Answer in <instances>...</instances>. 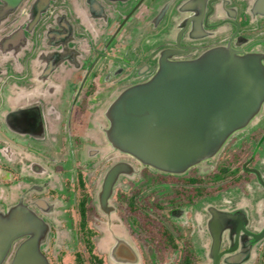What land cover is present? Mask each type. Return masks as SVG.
Returning a JSON list of instances; mask_svg holds the SVG:
<instances>
[{"label": "flooded vegetation", "instance_id": "flooded-vegetation-1", "mask_svg": "<svg viewBox=\"0 0 264 264\" xmlns=\"http://www.w3.org/2000/svg\"><path fill=\"white\" fill-rule=\"evenodd\" d=\"M34 1L24 0L1 25L0 37L26 28L34 15L28 8L25 16L23 4ZM68 1L63 5L73 18ZM97 1L114 15L110 31L100 34L95 45L98 60L91 59L71 78L68 70L58 68L48 76L72 93L64 98V108L58 105L60 100L53 106L42 91L52 92L53 85L42 84L41 127L23 119L8 124L9 115L38 107L27 99L23 102L28 95L22 89L28 84L20 73L23 68L9 70L2 62L9 52L0 46V219L16 208L21 227L23 213L34 216L40 223L31 229L41 231L38 250L46 264H264V124L234 134L214 159L178 175L113 152L102 155L97 144L88 142L86 131H80L82 105L89 95L95 98L97 84L117 86L124 76L113 73L126 67L129 74L133 63L137 71L143 66L154 71L161 50L178 51L172 60L192 59L228 43L237 51L264 52V17L248 13L254 0H228L226 6L234 8L233 13L221 10V1L207 2L191 22L194 27L189 23L184 31L182 23L191 14L180 11L183 0ZM82 3L77 9L86 13ZM55 5L48 6L41 25L51 26L61 7ZM164 7V15L154 23ZM194 35L201 36L193 39ZM15 42L20 46L22 40L17 36ZM30 92L39 95L37 88ZM26 132L28 139L22 136ZM102 156L109 157L107 165L100 163ZM118 162L128 163L132 170L118 176L102 206L104 176ZM88 185L91 192L86 191ZM30 236H17L0 264H11ZM33 259L26 255L25 264H33Z\"/></svg>", "mask_w": 264, "mask_h": 264}, {"label": "water", "instance_id": "water-1", "mask_svg": "<svg viewBox=\"0 0 264 264\" xmlns=\"http://www.w3.org/2000/svg\"><path fill=\"white\" fill-rule=\"evenodd\" d=\"M78 1L79 5L83 4L82 0ZM106 1L120 4L127 2ZM216 1L222 2L221 10L226 13L235 11L234 8L226 6L228 0H183L179 5L180 11L191 15L187 18L188 21L182 23V31L187 29L189 23L192 28L191 22L204 11L207 2ZM23 2L24 0H0V27L16 14ZM55 2L56 0H35L33 5L30 2L23 4L24 15L27 16L25 9L29 8L34 17H30L31 21L27 20L25 29H12L0 37V46L3 44L2 49L7 50L5 53L15 47L21 49L27 45L35 29L42 26V16L47 14L48 6ZM83 2L89 18L96 17L105 21L108 17L114 18L113 13L110 15L106 12V8L97 0ZM251 4L248 13L264 17V0H254ZM208 8L210 12L213 11L209 5ZM165 10L166 7L162 8L154 23L162 18ZM56 16L53 21H56L59 30L43 25L46 30L45 37L55 43L62 41L61 51L65 48L64 52H71L70 67L66 69L70 72L73 71L70 70L71 67H80L84 58L90 54L87 53L89 42L87 45L86 41L78 40L81 35L74 28L77 19L73 18L71 25L62 11ZM230 17L233 19L235 15ZM98 34L91 32L85 35L93 39L91 43L95 52V45L100 37ZM17 36L19 41L22 40L20 46L15 42ZM199 36L201 35H194L192 38ZM178 53L171 49L161 50L157 55L154 71H147V66L137 71L133 63L134 69L127 76L142 78L141 81L120 89L116 87L111 91L110 99L104 104L105 109L100 115L102 121L106 122V126H102L99 131L105 152L122 155L158 172L178 175L214 159L231 136L256 125L260 112L264 114V52L237 51L228 43L226 46L210 48L192 59L172 60ZM55 55L51 56L50 61L47 59L42 79L48 78L53 71L58 73L57 68L60 69L59 72H64L62 60H67L66 57ZM16 119L28 120L30 125L37 124L39 127L42 124L39 107L31 111L23 110L18 116L16 113L9 115L8 124L13 126ZM131 170L132 167L125 162H118L110 167L99 192L102 206H105L111 195L118 176ZM17 216L15 208L6 218L0 219V261L17 236L30 234V238L22 250L15 254L11 264L27 263L26 255L34 257L33 264H46L38 250L41 231L31 229L40 222L34 216L23 213L24 221L20 227ZM217 246L216 240L215 249Z\"/></svg>", "mask_w": 264, "mask_h": 264}, {"label": "rangeland", "instance_id": "rangeland-1", "mask_svg": "<svg viewBox=\"0 0 264 264\" xmlns=\"http://www.w3.org/2000/svg\"><path fill=\"white\" fill-rule=\"evenodd\" d=\"M57 2H55L56 3L55 6H57V4H58V6L61 5V7L59 8L60 11H62L63 16L67 15V8L63 5L65 3V0H59V2L58 3ZM67 5H69V8L74 9L75 13H73V18L77 19L74 28H75L76 31L80 32L81 36L78 37L76 35V37L79 38L78 40L80 42L86 41L85 43H87V45H88V42H89V46H88L89 50L87 51V53L88 54L90 53L88 56H86L84 58L85 60L81 64V66L85 65L84 67H81V66L79 67L77 65L74 66V67H71L70 70H73V71H70L69 72V76H68L69 78H71L74 75V73L81 74L82 70L84 68L86 69V65L89 62H91V59H93L94 62H96L98 60L96 58L97 57V52H95V50L93 48V44L91 43L93 41V39L91 37L89 38L88 36L85 37L86 33H91V32L92 33L93 32L97 33L98 31H100L99 34H98V35H100V34H103V33L107 32V31H110V29H111V27L113 25V19L109 18L108 21H105V20H102V19L96 18V17H92V18L90 17L89 18V16L86 13L80 12L81 10L77 9L78 6H79L78 0H69ZM73 18L70 17L69 15H67L68 24L72 25ZM50 27H52V29L54 28L56 30H59V27L56 26V21H52ZM45 31L46 30H45V27L43 25L37 27L35 29L33 35H31L29 37L30 39L28 40L27 45L25 47H22L21 49L17 48V50H16V51H18L17 53L13 52L15 49L10 51L9 54L6 55V57H5L6 60H4V57H3L2 62H4L5 65L9 67V70L13 71V73L15 71H18V67L21 66L23 68V71L20 72V73L23 75V77H26V82L25 83H28L27 85L32 86V88L33 87L37 88V93H39V95H37V96L36 95L35 96L34 95L33 96L27 95L25 97V99H23L24 100L23 102H25V100L27 99V101H29L32 104H35L37 107H39L40 110L41 109L43 110L44 107H42L41 101L45 102V99L43 97H40L41 95L43 96V94L40 93L41 90L43 89L41 86H42V84L45 85L46 87L53 85L52 87L54 89H53L52 92L49 90V92L46 93V88L42 90V91L45 90L44 91L45 92L44 96H46L47 100H52L51 102L54 104L53 106H55L58 103V101L60 100L58 105L61 106L62 108H64V103L68 99L67 96L70 93H72V92H70V91H72V89H70L68 87L67 88L65 87L64 90H63V89H61L59 87L60 85L57 84V82L52 80V78H47L46 77L45 78L46 80H44V79L41 78V75H43L45 73L44 69L46 67L47 59H48V61H50L52 59L51 56L54 55V54L59 55V56H61V55L65 56L67 60H65L64 58L62 60V62L64 63L63 64L64 65V71L67 68H69L70 67L69 63L71 62V58H72L71 57V52L69 50L64 52L65 48L63 49V52H62L61 51L62 50L61 46H63V42L62 41H59L58 43H55L54 41L51 42L52 39L48 40L45 37ZM91 36L94 38L93 34H91ZM137 41H139V40H136V44L138 43ZM59 56H58V58H59ZM98 56H99V54H98ZM77 62L79 63V60H77ZM142 62H144V59L142 60ZM118 65L122 66V64H118ZM119 66L116 65V67H119ZM79 68H80V70H79ZM127 71L128 70H126V67H125L122 70H118V71L113 73V75L115 77H120L121 78V77L124 76L119 81L117 86H115V87H113V84L115 85V83L110 84L111 82L108 83L110 85L103 84V83L100 84V85L97 84V87L95 88V91H96L95 98H93V99L90 98L89 94L94 92V87L90 88L89 89L90 93L87 94V95H89V97L86 98L87 101H85V103H83V105H82V111H84L85 117L83 118L84 124L82 123V126H81L82 129L80 131H86L85 135L87 136L88 142L89 143L91 142L94 145L97 144V146H99L98 148H101V154L102 155H103V153H107L108 152V151L105 152L106 149H105V147L103 145L101 136L99 135V131H101V127L102 126H106V122L102 121V118L100 117V115L102 114V112L105 109V106H104V104H105L104 102H106L105 101V97L108 95V93L112 89H115L116 87H118V89H120V88L128 86V85H130V84L142 79V78H139V77L138 78L129 77L127 79L126 78V77H128L127 76L128 73H126ZM27 73H28V75H27ZM108 76H110V75H108ZM54 79H55V77H54ZM48 81H50V82H48ZM68 86H70V85H68ZM28 90H30V89H28ZM64 98H65V101H64ZM47 100H46V102H47ZM52 103H51V105H52ZM51 105H49V106H51ZM257 119H259V120H258V122H256V125L255 126H251V128H249V129H256L261 124L262 125L264 124V121H263L264 120V114L262 112H260V114L256 118V120ZM28 134L29 133L26 132L22 136H24V137H26L28 139ZM30 140H31V142L33 141L32 137L30 138ZM79 144H83V143H79ZM108 156H110V155H108ZM108 156L107 157L106 156L105 157L102 156V159H101L102 161L100 163L103 166L107 165V162L110 161V160H108V158H109ZM98 159H99V157H98ZM92 160L93 159L88 160V162H92ZM81 170L84 171L85 169L82 168ZM86 191H88V192L90 191L91 192L92 188L90 189V186L88 185L87 188H86ZM72 247L75 248L76 246H72ZM64 254H65V252H64Z\"/></svg>", "mask_w": 264, "mask_h": 264}, {"label": "crops", "instance_id": "crops-1", "mask_svg": "<svg viewBox=\"0 0 264 264\" xmlns=\"http://www.w3.org/2000/svg\"><path fill=\"white\" fill-rule=\"evenodd\" d=\"M0 69H1V67H0ZM22 89H24V91H26L25 94L27 93V94L29 95V94H31V92H29V91L32 90V86L25 84V85H23V88H22ZM28 89H30V90H28ZM112 90H113V89H112ZM112 90H111V91H112ZM111 91H110V92L108 93V95L105 97V101H106V102H104V103H107V102L109 101ZM27 94H26V95H27ZM10 101H12V100H10ZM10 105L13 107L14 103L10 102Z\"/></svg>", "mask_w": 264, "mask_h": 264}]
</instances>
